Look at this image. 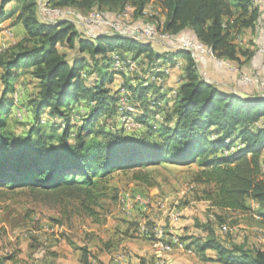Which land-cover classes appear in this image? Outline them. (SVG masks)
Segmentation results:
<instances>
[{"label":"trees","instance_id":"1","mask_svg":"<svg viewBox=\"0 0 264 264\" xmlns=\"http://www.w3.org/2000/svg\"><path fill=\"white\" fill-rule=\"evenodd\" d=\"M11 1L0 0V32L11 15L25 35L0 51V190L23 188L46 198L58 207L59 224L69 225L75 216L101 224L109 210L104 201L117 204L119 199L111 183L116 175L151 188L158 185L155 167L194 166L193 181L204 187L201 197L212 208L255 210L264 226V98L253 86L243 85L248 92L242 94L223 90L202 78L185 51L165 56L152 42L99 32L90 37L69 21L43 22L37 0H15L7 10ZM148 2L48 0L52 6L81 13L103 9L109 15L129 4L135 16ZM159 2L165 11L160 26L172 35L195 38L243 69L255 55V45L238 43L244 30L257 32L260 7L253 0ZM113 53L136 60L145 70L182 56L177 88L163 91L160 85H143L138 76L115 71ZM25 76L37 91L26 106L29 123L18 134L9 119L17 105L12 95ZM117 77L140 110L132 114L138 129L127 131L119 122ZM154 101L161 104L150 108ZM220 226L223 234L231 231ZM197 227L207 233L205 238L179 237L202 262L264 264L263 248L226 242L209 224ZM15 258L14 253L0 262ZM83 263L88 264L86 251Z\"/></svg>","mask_w":264,"mask_h":264},{"label":"rangeland","instance_id":"2","mask_svg":"<svg viewBox=\"0 0 264 264\" xmlns=\"http://www.w3.org/2000/svg\"><path fill=\"white\" fill-rule=\"evenodd\" d=\"M153 5L158 9L159 19L163 22L165 11L160 7L159 0H155ZM9 34H11L12 38L14 35L15 38L13 31H10ZM68 54L71 55L72 52L68 51ZM178 71L174 70L173 74ZM29 80V77H22L21 83L16 89L18 91V105L14 107L11 113L12 117L9 119L11 128L18 134L25 130L26 124L29 123L31 113L27 111L26 106H28L30 97L37 91L34 81L31 82ZM121 81L122 77H117L116 82ZM18 112L20 116L17 115ZM153 170L155 171L154 176L157 180L158 192L161 197L164 199L172 197V201H176V206H180V208L188 205L191 198L197 201L196 204H200L197 207L194 204L188 206H194L197 210L192 215V226H190L192 229L190 232L195 233V235L201 238H205L207 233L203 229L198 228L197 225L209 224L214 232L226 240V242L244 244L246 246L255 245L264 249V243L261 241V237L264 236V226L259 223L255 210L247 211L246 213L219 211L211 208L204 202H200L205 201L201 197L204 187L193 181L194 166L155 167ZM111 183L118 188L119 196L124 193H129L133 196L142 192V188H144L141 184L132 182L128 177L122 175H116ZM45 199L35 197L27 189L23 188L0 190V258L16 254L15 261L5 260L3 263L0 262V264H34L37 256L40 257L49 252L47 250V242L44 239L42 241L39 239L42 235H45L46 238L48 235L61 237V234L68 232L69 235H75L72 238L78 241L81 240L82 228H96L89 223L88 220L90 219L85 218L82 220L76 216L72 220V223L68 225H72L70 228L67 225L57 223L59 209L56 206H50ZM104 204L109 209L106 213L108 217H125V219H120L124 224L119 226H124L123 229L126 231L132 230V239L140 238L139 235L142 234L140 228L142 225L154 227L153 225L156 221L148 219V216H145L143 213L145 211L132 208L136 212H131L127 207L118 202L117 204H112L108 200H105ZM218 216L221 217V221L218 219ZM221 223L226 224L231 231L227 234L221 233L219 231ZM161 225L168 230L169 225L165 221ZM172 229L175 230L173 227ZM146 239L151 243L150 238ZM65 240L72 244L76 242L71 241L67 237ZM187 255H183V264H202L195 253ZM164 259L167 264H170L166 258Z\"/></svg>","mask_w":264,"mask_h":264},{"label":"built area","instance_id":"3","mask_svg":"<svg viewBox=\"0 0 264 264\" xmlns=\"http://www.w3.org/2000/svg\"><path fill=\"white\" fill-rule=\"evenodd\" d=\"M155 0H149L143 10L138 16H135L129 4L124 5L118 12L113 15L103 9H94L86 13H81L72 8L52 6L48 0H38V12L40 19L43 22L55 24L61 21H69L82 28V31L90 37H95V32L115 34L122 37H131L145 42H158L164 49L169 51L164 53L176 54L179 51H185L190 55V58L197 65V67L205 61H210L221 70L227 71L236 78L240 85L253 86L257 91L259 97H264V0H253L254 4L260 7V20L257 26V38L255 54L260 59L258 67H252L249 70L239 68L236 64L218 57L213 49L204 45L199 40L187 37L172 35L168 31L163 30L159 22L158 9L153 5ZM161 7V5H160ZM160 11V10H159ZM169 58V57H168ZM112 68L120 73L138 76L143 85L155 83L161 86V90L166 89L165 79L169 77L174 70H180L181 62L178 58H174L172 62L170 59L160 60L153 63L149 69H144L130 57H123L118 53H113L111 56ZM178 78H175L176 83ZM123 81L118 84L120 87V109L119 122L121 126L131 131L141 127L140 123L132 115L136 113V109L130 103L131 93L124 87ZM17 92L13 93V101L18 104ZM174 92V91H173ZM159 101H154L150 104V108L160 105ZM17 115L20 116L18 112ZM262 169L264 171V160L262 159ZM118 203L127 207L131 212H135L132 208H137L146 216L150 215L154 208L166 211V204L164 201H153L150 197L130 195L124 193L119 196ZM177 202L167 212L170 217H177L176 212ZM154 227H147L142 225L140 230L142 234L151 239V243L155 248L157 256L156 264H167L162 257L164 253H169L174 250H181L187 254H193L191 248L181 241L178 234L174 232L172 227L165 228L163 213L160 218L155 219ZM221 230L223 232L229 231L226 224H222ZM264 243V236L261 237Z\"/></svg>","mask_w":264,"mask_h":264},{"label":"crops","instance_id":"4","mask_svg":"<svg viewBox=\"0 0 264 264\" xmlns=\"http://www.w3.org/2000/svg\"><path fill=\"white\" fill-rule=\"evenodd\" d=\"M14 5L15 0L8 3L6 5V9L11 10ZM9 16L10 17L6 18L1 24L2 30L0 32V51L8 45L14 44L25 35L24 27L19 23L13 24L12 22L14 16ZM78 28L82 30L81 27L78 26ZM10 31H13V33L15 34V38L14 35L13 38L11 37V34H9ZM256 34L257 32L255 34H252L250 30H244L238 38L239 45L242 47L251 46V43L253 44V46L256 45ZM152 43L155 47L154 49L161 54L169 51L168 49H164L163 46L158 42L152 41ZM177 58L181 62L182 67L185 60L182 56H178ZM259 65L260 59L255 54L244 69L249 70L252 67H258ZM180 71L181 68L177 73L174 72V74L172 73L165 79V85L166 87H168V90L177 88L178 84L176 83L175 78L180 73ZM198 71L204 80L217 85L223 90L233 91L239 94L248 92L247 89L243 87V85H240L238 83L235 77H233L227 71L217 68V66L210 61H205L200 64L198 66ZM19 85L20 83L16 85V89ZM255 92L257 91L255 90ZM139 111L140 110H138L137 112ZM159 120H161V117L156 116L155 121L159 122ZM261 157L262 159L264 158V151L262 152ZM147 194H149V196H147ZM138 195L150 197L153 201H164L166 204V211L154 208L152 213L150 215H147L148 219L155 221V219L160 218L161 214L163 213L164 221L168 225L173 227L175 229L174 231L181 237L197 236L195 235V233L190 232V230L192 229V227H190L192 226V215L197 210L194 206L188 207L190 204H194L196 205V207L197 205H200L196 204V200L191 198L189 204L184 208L176 206V212L178 216L170 217L167 212L172 208V206L174 205L173 203H176V201H172V197H168L165 199L161 197L158 192L157 186L151 188L144 187L142 188V192H140ZM200 202H204L205 204L210 206V203L206 200ZM252 208H257V205L252 203ZM120 219H125V217L123 216L122 218H110L105 215L104 221L101 224L92 223L91 220H88L89 223H91V225L96 228H82L81 240L78 241L72 238L75 235H69L68 232H64V234H61V237L48 235V237L46 238L45 235L40 236L39 239L41 241L44 239L47 242V250L49 252L43 254V256L40 257H36L35 255L36 258L34 260V264H84V251H86L87 254L88 264H156L157 256L155 254V248L152 243H150V241H147L146 238L148 237L145 235L142 236L143 234H140L141 236L138 234L140 237L139 239H132V230L126 231L123 229L124 226H119L124 224V222H122ZM71 226H68V228H70ZM66 237L71 239V241L76 242L74 244L69 243L65 240ZM181 254L188 256L184 251L174 250L169 253H164L162 257L166 258L170 264H183L182 260H184V258ZM200 262L202 264L212 263L202 262L201 260Z\"/></svg>","mask_w":264,"mask_h":264},{"label":"water","instance_id":"5","mask_svg":"<svg viewBox=\"0 0 264 264\" xmlns=\"http://www.w3.org/2000/svg\"><path fill=\"white\" fill-rule=\"evenodd\" d=\"M246 98V97H245ZM262 98H264V97H259V99H262Z\"/></svg>","mask_w":264,"mask_h":264}]
</instances>
